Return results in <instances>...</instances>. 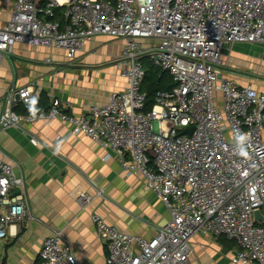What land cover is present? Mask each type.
Instances as JSON below:
<instances>
[{
	"label": "built area",
	"instance_id": "1",
	"mask_svg": "<svg viewBox=\"0 0 264 264\" xmlns=\"http://www.w3.org/2000/svg\"><path fill=\"white\" fill-rule=\"evenodd\" d=\"M13 6L0 28V69L17 44L63 50L73 59L97 35L124 42L117 68L126 89L86 114L67 113L56 98L36 115L15 113L17 103L26 109L36 98L31 86L0 100V130L22 122L69 124L56 147L85 134L113 151L123 172L142 176L167 208L170 220L152 240L121 232L93 215L108 253L104 264H192L196 235L235 242L233 264H264V224L254 220L256 210L264 217V92L227 78L223 58L225 46L264 44V0H14ZM143 56L176 83L171 92L158 94L149 111L141 90ZM191 127L190 135L183 134ZM240 134L247 135L244 144L235 140ZM25 188L0 148L3 243L34 220ZM96 193L102 196L104 190ZM38 260L79 264L62 231L45 239Z\"/></svg>",
	"mask_w": 264,
	"mask_h": 264
},
{
	"label": "crops",
	"instance_id": "2",
	"mask_svg": "<svg viewBox=\"0 0 264 264\" xmlns=\"http://www.w3.org/2000/svg\"><path fill=\"white\" fill-rule=\"evenodd\" d=\"M13 3L0 0V28L9 21ZM123 44L121 39L97 35L73 59L63 50L17 44L1 65L0 100L9 91L31 86L36 98L45 95L49 105L56 98L67 113L86 114L91 107L106 104L112 93L126 89L117 68ZM223 58L227 78L264 92V44L225 46ZM70 129L69 124L51 120L0 130V148L7 161L15 164V174L25 181L27 206L34 218L23 232L2 243L0 264H39L43 242L54 231L63 232L79 264H104L108 253L93 215L146 240L155 238L169 222L167 208L147 190L144 178L123 172L113 151L85 134L56 147V140ZM108 154L111 158L104 160ZM98 189L104 190L102 196L97 195ZM191 249L192 264H233L237 245L196 235Z\"/></svg>",
	"mask_w": 264,
	"mask_h": 264
},
{
	"label": "trees",
	"instance_id": "3",
	"mask_svg": "<svg viewBox=\"0 0 264 264\" xmlns=\"http://www.w3.org/2000/svg\"><path fill=\"white\" fill-rule=\"evenodd\" d=\"M56 19L63 23V13L62 11L56 12ZM141 62L144 67L145 75L141 84L142 92L146 93V111H149L156 104L157 96L159 93H168L173 90L176 86L172 76L157 67H154L147 59V56L141 57ZM49 107L48 99L45 95L41 94L39 97L35 98L28 108H24L22 104L17 103L14 106L13 111L19 115H36L41 110H46ZM224 239L226 238H219ZM236 244L233 241H229ZM238 249V248H237Z\"/></svg>",
	"mask_w": 264,
	"mask_h": 264
},
{
	"label": "water",
	"instance_id": "4",
	"mask_svg": "<svg viewBox=\"0 0 264 264\" xmlns=\"http://www.w3.org/2000/svg\"><path fill=\"white\" fill-rule=\"evenodd\" d=\"M16 100H18V96H16ZM193 130H194V127H191V128L185 129V130L183 131V134L190 135V134L193 132ZM18 193H19V190H16V191L14 192V194H18ZM254 220H255L256 223H258V222H262V223L264 224V217H263V215H262V213H261L260 210H256V211H255V217H254Z\"/></svg>",
	"mask_w": 264,
	"mask_h": 264
},
{
	"label": "clouds",
	"instance_id": "5",
	"mask_svg": "<svg viewBox=\"0 0 264 264\" xmlns=\"http://www.w3.org/2000/svg\"><path fill=\"white\" fill-rule=\"evenodd\" d=\"M235 140L239 144H244L247 141V135L246 134H240V135L236 136ZM241 154L244 156L248 155L247 151H242Z\"/></svg>",
	"mask_w": 264,
	"mask_h": 264
},
{
	"label": "rangeland",
	"instance_id": "6",
	"mask_svg": "<svg viewBox=\"0 0 264 264\" xmlns=\"http://www.w3.org/2000/svg\"><path fill=\"white\" fill-rule=\"evenodd\" d=\"M58 50V49H57ZM2 241H0V248H2ZM4 257H3V254L2 253H0V259H3Z\"/></svg>",
	"mask_w": 264,
	"mask_h": 264
}]
</instances>
